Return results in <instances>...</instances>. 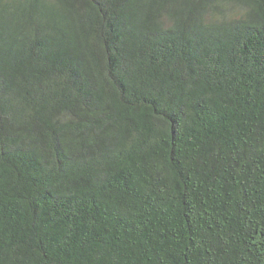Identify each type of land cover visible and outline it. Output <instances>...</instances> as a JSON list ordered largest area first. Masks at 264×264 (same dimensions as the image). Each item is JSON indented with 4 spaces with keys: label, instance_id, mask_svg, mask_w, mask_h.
Returning <instances> with one entry per match:
<instances>
[{
    "label": "trees",
    "instance_id": "16d2710c",
    "mask_svg": "<svg viewBox=\"0 0 264 264\" xmlns=\"http://www.w3.org/2000/svg\"><path fill=\"white\" fill-rule=\"evenodd\" d=\"M0 264H264V0H0Z\"/></svg>",
    "mask_w": 264,
    "mask_h": 264
}]
</instances>
